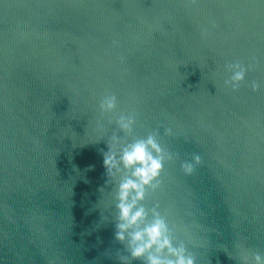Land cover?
<instances>
[{
  "label": "water",
  "instance_id": "obj_1",
  "mask_svg": "<svg viewBox=\"0 0 264 264\" xmlns=\"http://www.w3.org/2000/svg\"><path fill=\"white\" fill-rule=\"evenodd\" d=\"M234 61L251 65L235 89ZM253 80L264 82V0H0V264H143L114 237L109 93L116 113L135 114L125 141L153 133L172 154L145 206L158 204L196 264H253L264 255Z\"/></svg>",
  "mask_w": 264,
  "mask_h": 264
},
{
  "label": "clouds",
  "instance_id": "obj_2",
  "mask_svg": "<svg viewBox=\"0 0 264 264\" xmlns=\"http://www.w3.org/2000/svg\"><path fill=\"white\" fill-rule=\"evenodd\" d=\"M230 73L225 84L235 89L244 80L251 65L234 61L226 66ZM253 91L264 82H250ZM117 97L109 93L99 101L101 116L108 117V123L115 124L103 152V165L109 176L118 177L115 184V239L125 242L128 257L140 258L143 264H196L194 256L186 248L184 241L177 240L166 216L158 204L146 207V192L157 189L164 161L171 159L153 133L125 141L133 133L136 123L135 114L116 113ZM97 127L104 129L102 120H97ZM171 133V129H165ZM123 134V135H122ZM200 155L193 153L191 160L181 161L183 171L191 173L195 164L200 162ZM128 257L121 256L126 261ZM253 264H264V255L259 252L252 255Z\"/></svg>",
  "mask_w": 264,
  "mask_h": 264
}]
</instances>
